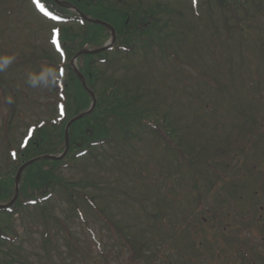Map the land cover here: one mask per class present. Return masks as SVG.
Here are the masks:
<instances>
[{
  "label": "rangeland",
  "instance_id": "1",
  "mask_svg": "<svg viewBox=\"0 0 264 264\" xmlns=\"http://www.w3.org/2000/svg\"><path fill=\"white\" fill-rule=\"evenodd\" d=\"M122 1L138 6L140 11L149 9L155 19L165 26L164 31L182 33L172 41L180 62L172 55L165 60H161L158 55L150 57L149 64H144L141 58L137 64L133 61L127 63L122 54L111 51L107 57L108 62L98 64V68L104 72L98 89L101 91L104 83L110 80L114 85H119L120 90H128L133 95L140 96V102L148 104L149 110L158 107L160 118L164 116L162 121L166 119L173 123L180 133V140L185 142L182 148L190 151L194 157L193 170L201 178L211 177L212 180L221 182L217 188L222 185L223 192L230 191L234 185L238 175L235 171L237 167L258 176L262 179L263 186L264 167L258 172L246 167L250 163L253 146H260L264 150V5L259 12L255 5L258 0H248L246 7L250 11V17L247 19L243 12H238V18L242 20L241 15L243 16V25L248 26L253 34V37L246 38L247 43L240 45L235 33L238 30V20L229 10L230 7L224 13L216 8L217 0ZM194 4L198 5L197 8ZM208 5H212L209 6L210 12L206 10ZM159 8L160 11H154ZM74 24L55 26L34 10L30 0H0L1 50L12 51L16 59L23 55L30 58L33 52L48 50L60 61L62 57L51 43L52 30L58 27L64 30L66 26H71L78 32L83 29L79 24ZM169 42L171 43V39ZM249 52L253 53L252 57ZM231 53L232 57L228 59ZM2 56L5 54L0 52V57ZM200 70L204 72V76L200 75ZM20 73L22 71L17 69L14 73L7 74L8 81L11 75L18 79L19 93L14 90L15 94H12L10 89L9 96L5 92L7 102L18 104V109L22 108V100H25L22 95L25 90H28V95L33 100L39 101L35 98L39 89L29 88L25 83L27 78L18 75ZM173 73L179 80L173 77ZM38 94L42 96V103L47 102L44 101L46 95L42 90ZM56 95L52 94L51 97ZM230 99V104H222ZM7 102L0 97V165L3 169H7L9 162L13 163L9 152L19 147L24 136L28 135L30 126H36V116L50 117L47 115L50 112L46 114L42 107L36 109L35 116L25 110L21 117L23 121H14L16 129L9 133L5 146L2 117L7 114ZM135 107L142 108L138 105ZM18 111H15L17 118ZM236 126L241 128L235 129ZM210 135L216 139L215 147H207ZM113 137V143L105 144L96 151L98 161L91 157H80L78 160H69L54 171V176L60 177V182L92 183L99 187H81L80 190L84 191L86 197L80 196L76 200V206H70L65 201L66 195L62 191H57V196L48 203L49 210L68 225L72 237L78 243L77 249L72 243L73 255H65L68 254L66 243L70 241V237L59 226L55 229L52 223L50 228L55 237L52 243H46L36 219L31 222L32 218L28 214L16 215L12 229L5 232L10 238L17 239L3 244L0 242V250L3 251L0 252V264H128L126 255L120 249L111 247L113 227L97 211L93 212L88 207V197L94 198L96 208L117 226H126L132 231L136 227L143 231L139 233L140 238L145 237L159 243L166 240L169 242L168 250L181 252L184 243L178 245L179 239L173 241L166 235L164 238L157 237L149 225L161 222L164 217L165 222L175 229L176 220L189 215L190 210L195 208L196 202L191 199L188 187L189 182L193 181L190 174L187 173L186 177L179 169L178 157L173 164L167 163L161 167L163 156L157 146L152 144L154 140L150 135L141 136L142 140L134 141L126 153H122L119 147L121 140L117 133H113ZM202 146L208 153L202 152ZM252 161L264 162L258 159ZM34 179L38 181L37 178ZM203 182L201 179L198 185L201 191L205 188ZM239 183L243 188L237 192L236 205L243 210L251 205L248 191L250 184L254 183L248 178H241ZM30 193H34V190ZM262 197L264 200V194ZM177 205L187 206V209L183 211ZM205 207L216 213L215 208L209 207V202ZM234 213L237 212L233 210L232 204L231 215L223 212L224 225L234 221ZM207 214L211 215L209 212ZM55 220L50 219L51 222ZM195 220L187 219L186 224L195 225ZM28 222L32 226L27 225ZM246 225H251V221H246ZM248 236L258 244L253 236ZM149 249H156V246L151 244ZM178 255H175L174 264H186L187 260L183 257L180 262ZM159 258L163 256L159 255ZM236 262L237 258L231 256L225 258L222 264ZM214 264L220 262L216 260Z\"/></svg>",
  "mask_w": 264,
  "mask_h": 264
},
{
  "label": "trees",
  "instance_id": "2",
  "mask_svg": "<svg viewBox=\"0 0 264 264\" xmlns=\"http://www.w3.org/2000/svg\"><path fill=\"white\" fill-rule=\"evenodd\" d=\"M75 5L81 10L86 16L94 19H101L113 25L118 32V41L120 45H124L127 52H133L139 48L143 50V47L153 49V47H166L167 37H162L160 33L162 29H159L157 25L152 21H135V13L126 11L129 8L121 0H66ZM42 4H45L46 8L50 10L52 15L65 18H70L69 13L60 7H58L53 0H41ZM244 3L243 0H241ZM241 8H244V4H241ZM66 12V13H65ZM145 13L142 14L144 16ZM76 21L79 19L78 16H72ZM83 22V21H82ZM85 25L84 31L79 33L71 32L69 29L61 31V41L63 43L64 56L62 61H57L53 57L52 53L45 51L42 55L36 58L33 53L32 56L19 58L20 63L17 61L14 63V68L17 66L24 67L26 72L38 73L41 67H50L59 70L61 73L60 85L52 90H44L48 94L50 93H64V107L65 114L59 115L57 102L51 107H45L46 111L52 110V114L48 118L39 119L35 122L36 126H30L29 131L32 132L27 144L22 147L14 159V162L8 165L6 172H2L0 169V204L9 202L13 196L14 190V176L19 166L36 157L48 154H59L64 150V129L67 122L77 114L85 111L90 104V97L84 92L81 84L75 77L71 67L70 61L80 50L87 48H101L110 37V33L107 29L83 22ZM248 32V30H245ZM80 39L81 41H77ZM246 41V38L244 39ZM240 45L243 44L239 40ZM79 46L80 50L76 49ZM118 49V48H117ZM133 49V50H132ZM138 50V49H137ZM9 54L11 51L9 50ZM117 53H120L119 51ZM126 54V58L130 60V55ZM106 55V54H105ZM104 55V56H105ZM239 55V54H238ZM148 53H143V57L146 58ZM232 57V53L230 54ZM252 57V55L250 56ZM104 58V57H103ZM107 57L103 60L107 62ZM18 60V59H17ZM31 60L35 61L32 62ZM91 63H94L92 56L81 58V70L85 75L89 88L99 97L97 109L92 117H87L84 120L76 123L71 128L70 133V153L68 157L75 158L76 155L87 153L92 158L96 159L95 152L102 148L105 144H110L113 140L112 129H117L121 137H123L128 143L130 139L137 134V128H145L155 132L156 129H162L159 126L161 122L150 119L144 114V111L138 110L136 106V98L129 97L127 92H121L112 81L107 80L104 88L101 91L98 89L99 82L104 77V72L97 71L91 68ZM3 76V73H0ZM14 85V84H12ZM115 86V87H114ZM11 91L13 88H11ZM2 92H4L2 90ZM2 94V93H1ZM3 95V94H2ZM4 100H8L5 95L2 96ZM26 100L22 104L23 110L18 109V104H10V110H7V114L3 117V128L5 130V138L7 135L16 129L14 121H23L21 118L25 110L36 115L37 106H41L35 100L25 97ZM63 100V98H62ZM62 100H58L62 102ZM18 111V118L16 115ZM21 110V111H20ZM167 121V120H166ZM152 124V125H151ZM164 123L163 128H165ZM169 125V124H168ZM154 128V129H153ZM170 136L178 140V133L176 130L170 132ZM174 153L179 154L180 159L187 164L188 167L193 166V157L190 151L185 152L179 150L177 147L173 150ZM75 156V157H74ZM63 162H49L42 161L36 164L29 170H27L22 178V185L20 191V198L17 203L9 211H0V236L5 241V228L10 226L13 222L14 216L22 215L24 213L31 215L32 211H38L42 216V226L46 230H49L52 226L50 219L53 217L48 212V203L51 198L56 194L57 191H62L66 195V200L71 205H75L76 196L84 195V192L79 191V188L91 187V184H84L81 182L64 184L60 182V177L54 176V171ZM182 168V166H181ZM43 176H42V174ZM34 178H37L36 181ZM46 184V186H44ZM190 188L195 189L198 192L197 185L194 182L190 184ZM34 190V193H30ZM45 190V191H44ZM194 192V193H195ZM39 193V196L35 194ZM201 198L202 195H197V207L196 211L199 212L201 209ZM93 202V199L91 200ZM93 204V203H92ZM99 215L103 216L105 221L109 223V219L98 209ZM202 220L198 218V222L194 226L186 224L188 216H184L182 222L179 220L175 222V229L169 225H162L164 233L170 231V234L179 239L183 243H187L190 248V253L195 251V254L200 253L204 248L203 242H208L211 246L209 251L214 250L215 238L213 237L217 222L204 221L203 212L199 215ZM164 218V217H163ZM5 223V225H3ZM57 224L61 222L57 219ZM209 223V226L206 225ZM64 225V223H62ZM61 226V225H60ZM119 234H112V239L117 240L114 245L118 246L121 252H127L128 256L126 259L129 261L128 264H152L151 252L149 246L152 244L148 239H141L139 236L127 232L124 228L116 227ZM63 231H67V228L63 226ZM52 239V234L49 233ZM70 241L66 243L67 250L72 252L71 246L77 247L75 238L69 233ZM179 236V237H178ZM51 241V240H50ZM155 245V244H153ZM156 246V245H155ZM197 251V252H196ZM203 255V254H202ZM201 255V256H202ZM215 256H219L216 252ZM221 257V256H220ZM196 260L195 264H203L200 258H190ZM215 261L210 264H214ZM154 264V262H153Z\"/></svg>",
  "mask_w": 264,
  "mask_h": 264
},
{
  "label": "clouds",
  "instance_id": "3",
  "mask_svg": "<svg viewBox=\"0 0 264 264\" xmlns=\"http://www.w3.org/2000/svg\"><path fill=\"white\" fill-rule=\"evenodd\" d=\"M15 56L0 57V73L6 72L15 62ZM31 89L52 90L61 83V73L57 69L41 67L38 73H30L25 81Z\"/></svg>",
  "mask_w": 264,
  "mask_h": 264
},
{
  "label": "snow or ice",
  "instance_id": "4",
  "mask_svg": "<svg viewBox=\"0 0 264 264\" xmlns=\"http://www.w3.org/2000/svg\"><path fill=\"white\" fill-rule=\"evenodd\" d=\"M33 3H36V0H33ZM38 10L47 18L49 19H55V17L51 16L47 11L44 10V8L40 5H38ZM51 43L56 47V51L58 53L61 54V56H63V53L61 52L60 46L57 43V40L55 38V33L53 34V39L51 41ZM61 115H63V111L61 110ZM31 135V134H29Z\"/></svg>",
  "mask_w": 264,
  "mask_h": 264
},
{
  "label": "water",
  "instance_id": "5",
  "mask_svg": "<svg viewBox=\"0 0 264 264\" xmlns=\"http://www.w3.org/2000/svg\"><path fill=\"white\" fill-rule=\"evenodd\" d=\"M93 22H94V23H97V24H101V25H103V26L109 28V29L111 30V32H112L113 37H114V30H113L110 26H108L107 24L102 23V22H100V21H93ZM108 48H109V45H107L105 48H103V49L100 50V51L106 50V49H108ZM100 51H99V52H100ZM89 54H90V53H89ZM18 177H19V175H18Z\"/></svg>",
  "mask_w": 264,
  "mask_h": 264
}]
</instances>
